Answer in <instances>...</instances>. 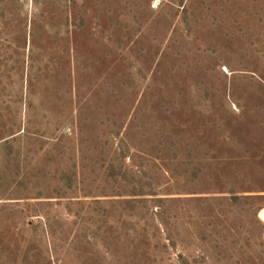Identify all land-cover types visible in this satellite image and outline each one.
Masks as SVG:
<instances>
[{"label": "rangeland", "instance_id": "1", "mask_svg": "<svg viewBox=\"0 0 264 264\" xmlns=\"http://www.w3.org/2000/svg\"><path fill=\"white\" fill-rule=\"evenodd\" d=\"M264 0H0V264H264Z\"/></svg>", "mask_w": 264, "mask_h": 264}, {"label": "bare ground", "instance_id": "2", "mask_svg": "<svg viewBox=\"0 0 264 264\" xmlns=\"http://www.w3.org/2000/svg\"><path fill=\"white\" fill-rule=\"evenodd\" d=\"M263 222H264V211L262 212V216H261Z\"/></svg>", "mask_w": 264, "mask_h": 264}]
</instances>
